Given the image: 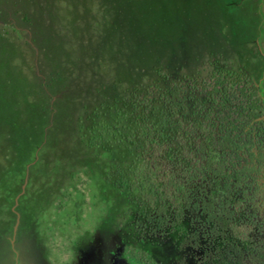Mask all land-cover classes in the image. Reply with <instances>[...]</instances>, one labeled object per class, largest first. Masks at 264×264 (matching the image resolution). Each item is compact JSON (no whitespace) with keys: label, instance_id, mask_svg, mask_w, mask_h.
<instances>
[{"label":"rangeland","instance_id":"1","mask_svg":"<svg viewBox=\"0 0 264 264\" xmlns=\"http://www.w3.org/2000/svg\"><path fill=\"white\" fill-rule=\"evenodd\" d=\"M217 67L264 99V0H0V264H173L106 177L132 178L129 104L156 71Z\"/></svg>","mask_w":264,"mask_h":264},{"label":"trees","instance_id":"2","mask_svg":"<svg viewBox=\"0 0 264 264\" xmlns=\"http://www.w3.org/2000/svg\"><path fill=\"white\" fill-rule=\"evenodd\" d=\"M155 75L129 104L141 129L127 142L132 178L106 177L120 192L136 190L134 232L149 242L171 240L196 264L263 263L264 246L249 237L264 231V110L251 79L219 67L200 83ZM195 95L203 99L189 114ZM111 108L122 119L117 103ZM235 231L240 238L230 236Z\"/></svg>","mask_w":264,"mask_h":264},{"label":"flooded vegetation","instance_id":"3","mask_svg":"<svg viewBox=\"0 0 264 264\" xmlns=\"http://www.w3.org/2000/svg\"><path fill=\"white\" fill-rule=\"evenodd\" d=\"M255 91V90H254ZM259 95H260V97H261V100H262V107H264V99H263V93H259L258 91H256ZM264 110V109H263ZM192 218H194V216H192ZM195 225H196V221H194V228H195ZM239 225V224H238ZM238 228H239V226H238ZM241 228V227H240ZM260 229L262 228V227H259ZM244 229H246V228H244ZM259 230V229H258ZM253 231H255V232H258L257 230H256V228L255 229H253ZM255 232H253V233H251V234H249V237L251 238V240L253 241V242H255L257 245H256V248H259V250H261L262 248H263V246H264V231H263V229H261V236L258 234V233H255ZM134 236H135V238L137 239V241L138 242H140V243H142V242H146V243H148L149 241H146V240H143L142 239V237L141 236H138V233H135L134 232ZM230 236L232 237V238H237V236L239 237V232H237V231H235V232H232L231 234H230ZM240 238V237H239ZM262 241V242H261ZM170 243V245H172L173 247H174V251L176 252V256H177V258L174 260V262H173V264H196V263H194V262H189L188 260V258L186 257V256H184V254L183 253H181L180 251H178L177 250V247H176V245L171 241V240H164V241H151L150 243H157V244H159L160 246L161 245H163V244H165V243ZM261 242V245L259 244ZM263 250H264V248H263ZM143 254V253H142ZM193 257H194V255H192ZM192 257V258H193ZM186 261V262H185ZM248 262V261H247ZM139 263L140 264H145V262H144V260H143V258H141L140 259V261H139ZM257 264H264V261H263V263H257Z\"/></svg>","mask_w":264,"mask_h":264}]
</instances>
